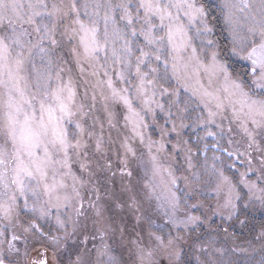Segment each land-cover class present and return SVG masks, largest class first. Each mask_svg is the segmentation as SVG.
Wrapping results in <instances>:
<instances>
[{
	"label": "snow or ice",
	"instance_id": "obj_1",
	"mask_svg": "<svg viewBox=\"0 0 264 264\" xmlns=\"http://www.w3.org/2000/svg\"><path fill=\"white\" fill-rule=\"evenodd\" d=\"M217 10L219 15L214 16ZM221 19L231 36L227 46L214 36L213 21ZM58 31L70 45L68 51L79 74L92 77L85 81L91 92L85 87L81 94L68 61L58 57ZM182 89L207 109L200 123L225 154L214 155L211 167L218 181L216 191L227 190L223 207L228 209V219L239 210L240 185L253 194L259 189L262 195L257 199L264 204V0H220L219 4L213 0H0V264H21L14 259L20 254L18 243L28 246L34 239L38 244L48 241L66 248L78 233L85 206L77 185L84 182L73 172L72 159L75 156L87 171L90 141L94 154L108 151L104 124L93 114L97 96L109 128L119 131L112 105H120L123 127L132 133L123 136L120 144L122 175H132L129 155L138 159L130 139H139L152 153L154 145L157 151L165 149L169 132L176 133L173 149L183 146L188 167H194L191 146L182 138V129L187 127L184 118L178 116L179 123L172 119L173 106L178 114L188 112L187 105L180 107ZM158 96L172 99L171 106L166 108ZM157 110L166 112L165 125H171L160 126L159 142L145 132L149 116L152 123L157 122ZM217 118L230 120L229 132L232 123L243 132V152L221 147L224 125L217 124ZM209 126L218 131L208 130ZM108 141L113 142L110 133ZM227 143L231 145L232 140ZM150 163L154 174L160 170L155 155ZM102 167L110 171L112 163ZM231 169L236 171L229 175ZM170 183L174 186L176 178ZM99 199L97 195L96 201L90 200L88 207L102 222L106 210L98 206ZM130 200V205L115 199L113 203L118 208L138 209L135 197ZM179 202L173 192L166 198L167 207L159 206L166 223L148 218V240L167 256L168 264H191L182 233L206 220L191 214L177 220ZM196 207L190 205L189 211ZM143 219L136 217L137 223ZM48 220L54 221L63 236L44 230L40 221ZM106 234L101 231V239ZM136 243L142 262L152 256ZM38 255L31 264H48L46 249ZM98 255L107 257L104 264H119L106 244ZM81 262L78 254L69 264ZM199 264H212L211 258Z\"/></svg>",
	"mask_w": 264,
	"mask_h": 264
},
{
	"label": "rangeland",
	"instance_id": "obj_2",
	"mask_svg": "<svg viewBox=\"0 0 264 264\" xmlns=\"http://www.w3.org/2000/svg\"><path fill=\"white\" fill-rule=\"evenodd\" d=\"M213 2L219 4L220 0H213ZM213 15H219L218 10L214 11ZM213 24L215 25L214 36L221 45L227 46L231 36L222 19L219 22L214 20ZM33 35L35 36V34ZM57 39L61 41L57 55L68 61L79 91L83 94L85 87H88L91 92V85H86L85 81L92 80V77L87 74L84 76L79 74L68 51L70 45L60 37L59 31ZM57 63H60L59 59ZM55 71L56 69H53V72ZM67 75L68 73L65 72V79ZM113 78L115 79V76ZM203 80L207 86V77L204 76ZM118 86L120 85L118 84ZM214 87H219V85H214ZM157 99L166 108L172 104V99L168 96H158ZM185 105L188 107L187 113L178 114L174 106L171 108L174 114L172 119L179 123L177 117L182 115L184 118L187 127L182 129V138L188 141L191 146L194 167H188L183 146L173 149V144L176 143V133L169 132L164 138L165 149L157 151L154 145L152 153L148 152L145 144H141L139 139H130L129 142L136 149L138 159L129 155L128 169L132 172L129 177L121 174L123 165L120 163L124 153V149L120 147L122 138L123 136H132L130 128L123 127V108L120 105H112L113 110L117 113L119 131L110 129L102 100L97 96L93 114L99 117L100 123L104 124L105 147L108 151L104 154H94L91 147L92 141H90L89 154L85 161L88 163L87 171L80 168V160H77L75 156L72 159L73 172L84 182L82 185H77L84 197L85 206V215L80 218L78 233L71 238L66 248L54 246L48 241L38 244L34 239L28 246H25L23 242L18 243L20 254L14 256V259L20 261L21 264H31L33 260L39 259L38 253L44 252L46 249L48 264H69V261L74 260L78 254L82 257L81 264H104L107 257H100L98 249L103 250V246L106 244L111 254L117 257L119 264H168L167 256L148 240L150 231L148 218H151L156 224L166 223L163 208L159 206L167 207L166 198H169L174 192L180 198L176 210L177 220H182L189 214L200 216L206 220L194 230H186L182 233L185 237L186 258L191 264H199L200 261L208 258H211L212 264H264V204L257 199L262 193L259 189H255L254 194L249 193L246 187L240 185L238 191L241 199L236 201L239 210L231 220L228 219V209L223 207L227 190L223 189L219 193L216 191L218 181L211 167L214 155L224 156L225 154L215 147L216 138L206 136L205 127L200 123V117L202 114L206 116L207 109L203 104L197 103L195 97H190V93L182 89L180 107L183 108ZM166 119H169L166 112L159 110L156 113V123H152L151 116H149V127L145 130L146 135H149L153 141L159 142L161 140L160 126L171 127L170 124L165 125ZM216 122L224 125L223 138L219 141L221 147L228 148L229 151L239 148L243 152L246 147V137L239 127L232 123V132H229L227 129L230 120L217 118ZM87 123L91 125V118ZM208 130L218 131L215 126H209ZM96 131L99 132V124L96 125ZM109 133L113 141L111 143L108 141ZM2 139L3 137L0 136V142ZM229 139L232 140L231 145L227 143ZM205 148H207L206 151ZM152 155L157 157L160 166V170L155 174L150 163ZM253 155L257 154L253 153ZM108 161L112 163L110 171L102 167ZM240 169L243 170V165L240 166ZM235 171V169H231L228 174L231 175ZM169 172L172 173L171 176ZM90 173H95V175H90ZM172 177L176 178L174 186L170 183ZM185 177L188 178L187 181L184 179ZM67 182L71 184L72 181L69 178ZM97 195L100 197L97 202L98 206H103L106 210V219L102 222H97L94 211L88 207L89 201H96ZM131 197H135L138 202V209L131 206L118 208L113 203L115 199L121 203L128 202L130 205ZM193 204L197 207L189 211V206ZM137 216H143L144 219L137 223ZM32 218L29 217V219ZM23 221L22 213L20 223ZM240 221H244V223ZM40 223L44 230L49 231L50 234L63 236L62 232L56 231L54 221H40ZM48 225H51V229ZM101 231L107 232L103 239H101ZM173 231L176 230L173 229ZM93 236L95 239H92ZM85 238H87V243L84 242ZM136 242H139L140 246L144 248L145 253L151 251L152 256H145L142 262ZM201 248L206 251L202 253ZM53 253H55V259L52 258Z\"/></svg>",
	"mask_w": 264,
	"mask_h": 264
}]
</instances>
